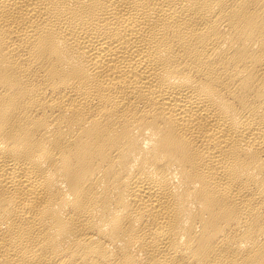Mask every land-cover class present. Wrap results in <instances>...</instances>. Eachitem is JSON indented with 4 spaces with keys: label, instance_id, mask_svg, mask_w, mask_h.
<instances>
[{
    "label": "bare ground",
    "instance_id": "1",
    "mask_svg": "<svg viewBox=\"0 0 264 264\" xmlns=\"http://www.w3.org/2000/svg\"><path fill=\"white\" fill-rule=\"evenodd\" d=\"M0 264H264V0H0Z\"/></svg>",
    "mask_w": 264,
    "mask_h": 264
}]
</instances>
